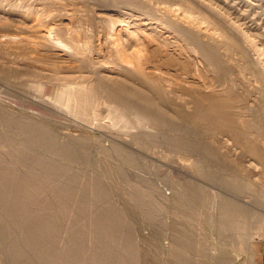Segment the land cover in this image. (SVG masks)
Instances as JSON below:
<instances>
[{
    "label": "bare ground",
    "instance_id": "6f19581e",
    "mask_svg": "<svg viewBox=\"0 0 264 264\" xmlns=\"http://www.w3.org/2000/svg\"><path fill=\"white\" fill-rule=\"evenodd\" d=\"M35 1H38V0H35ZM35 1L33 2L32 0H28L25 3L26 5H22L23 1L18 4L16 3V4H10V5H8L7 3L3 4L0 2V13L3 12L7 15L14 14L13 16L16 15L17 18L19 16L20 17L19 19L22 20L23 22L25 23L28 22L29 24L31 22V25H30L31 28L34 27L33 29L37 31L36 39H33L34 38L33 36L35 35H32V38L27 36L28 34L24 36L26 33H24L22 38L18 37V40L21 39L19 43L24 45V46L22 45V47H25L27 50L31 51L32 54L33 53L36 54V53L43 52V50L44 51L47 50L48 52L50 50L49 48H52V49L58 48L57 46L63 44L65 38L72 39V40L75 39L74 33L71 32L72 30H74L75 26L70 27L69 23L63 22V18H57L58 14L61 13V10H54V9H58L59 7L53 8L51 6V8L48 7V9L44 8L45 4L48 2H50L49 5H51V3L52 4L56 3L57 5H61L63 3V0H48L47 2H44L43 0H39V3L37 2L35 3ZM150 1L151 0H133V2L139 3L140 5L144 6L145 9L147 10L149 9V7L153 11L162 10L163 13H161V15H158V14L156 16L155 15L151 16L152 14L150 16L147 14L145 15L144 13H146L145 12L146 10L144 8H143L144 13H142L143 10H140L142 12H138L133 7H128V6L127 7L122 6V8L120 7L112 8L111 12H107V16L98 15L99 17H101V20L104 19L107 22L106 27L103 26L104 28H107L104 30L106 32L105 33L106 36L105 34L103 35H104L105 42L109 44L110 49L114 52L113 54L114 56L112 55L113 56L112 58L114 60L113 64L112 63L110 64L107 60H103V58L102 60L98 61L100 57L105 55L104 54L105 52L103 53V51L101 50L103 47L101 48V46L99 47L100 49L99 48L96 49L97 46L93 48V46H95L93 45L95 43L94 40H93L94 42H92L93 44H91L89 47H86V48L82 47L85 50V56H81L79 54V51L77 50L76 46L62 47L64 49L67 48V51L71 50L70 52L73 55L76 54V56L78 55L80 57L79 58L77 56L80 59L79 62H81V60L82 62L81 63L78 62L79 64L77 65L71 64V63L62 64V65H54V64H48V63L44 64L41 62V59H39L40 57H38L37 55L35 54L34 55L31 54L30 56L27 55L28 56L27 59L25 58L27 61L25 60V62H23L25 64L26 70L17 71L18 68L14 69L18 73H20L21 76L24 75V78L23 77L21 78L20 75L18 76V75L13 74L16 77L18 76L19 80L17 78H16L17 81L16 79L12 81L9 78L8 80L7 79L4 80V81L7 80V83H9L10 81L11 86H12L10 87L14 88L12 89L13 91L16 90L14 94L20 93L19 94L20 96L24 95L23 97H20V96L15 97V95H13L14 96L13 98L11 95L8 94L9 92L5 94L6 101H10L12 103L14 102L19 107H21L23 109L22 110L23 114H19V116L18 114H16L17 116L8 117V116H5V114H3L4 113V108H3L2 110L3 112H0V125L5 127L4 129L7 130V129H10L12 126H15L17 122L20 123L21 127L18 129H20L21 134L18 133L19 135L29 138L31 141H33V143L41 146L46 151L53 152L58 156L67 157L70 161V159H73L75 157L79 149L88 147L86 146L87 145L86 143L88 141L86 140L83 141L84 138L81 142H78V143L76 141L75 142L72 141L71 139L64 140L63 137H62L63 139L61 138L62 132H60L59 133L60 135H59L58 132L53 127L49 126L45 122L39 121L35 119L34 117H31L30 114L29 115H25V114L32 112L34 114L41 115L44 119L54 120L53 113H55L56 108L59 107L63 109H68L69 111L75 113L76 116L79 115V117L81 116V118L83 119L86 117L87 118L92 117L90 118V121H91L93 118L96 119V117H98L100 114L102 115V112L104 109L102 110V112H100L101 110H99L98 107L101 104L103 105L105 104L104 112L107 110L108 113L104 116V118L102 115V119L104 121L102 123H101L102 119H100V121L98 120L97 121L95 120V121L100 122L102 126L104 125V126H107L109 129L111 128V130L116 129L115 132L118 131L117 132L118 134L116 133L118 136L122 135V133L126 131L125 132L126 134H129L130 136L133 135L134 138H140L141 136H144V137H150V138L152 137L153 139L158 140V141H160L159 138H166L165 140L170 139V141L174 142V145L172 144L173 146H177L180 148L183 147L191 151H197L201 153L203 152V153H206L205 155H212V153L215 152L214 151L215 149L213 146H210V145L207 146L200 140H194V138L188 139L187 134H189L191 129L186 126L187 130H185V128L182 125L183 123L180 124L182 122L181 120L176 121L177 123L179 122L180 124L179 126H177V123L173 121V119H175L174 117H176L174 113L177 115L178 113L182 111L183 108L191 106L188 104L194 103L195 107L197 106L196 111L198 110L196 114H198V117H200V119L201 118L204 120H207V119L209 120L210 118L217 119L218 116H220L221 118L227 117L221 120H224V119L227 120L228 118H230L233 121V123L234 122L236 123L238 122L237 117L241 116V115H238L241 113L239 112V109L241 108V106L239 105L241 98L239 97V95L237 96L236 93L233 95H229L225 92H221V90L220 92H217L218 91L217 89L216 90L213 89V91H211L212 89L208 90V88L210 87L212 88V86L209 85L210 86L209 87L205 78H201V77H205L204 76L205 73H203L202 71L203 69L201 67H197V68L195 67L196 70H194L193 69L194 65L199 64L198 62H200V65H201V63H203L202 61H204L205 64L207 63L208 68L209 67L213 68V66L219 70H221L220 68H223L224 70L222 69L221 71H219L220 75L218 74V72L216 73V77L220 76L219 79L223 80V82L225 79L229 80L228 78H226L228 75L230 74L234 75L235 73H237V77L235 79L232 77L230 79L231 81H228L227 85H225L226 83L224 84L222 83L225 89L232 88L233 91L236 88L235 85H237L233 81H236V82L239 81L238 84L242 82L243 85L248 90V73H249L250 74L249 77L251 78V80L252 79L254 80L252 82H253V90L256 91L254 92L256 93V96H255L256 102L259 99L261 103H263L264 105V65L260 61V59H262L263 57H261L260 55H256L261 52L260 50L261 48L256 47V45H252L251 43H249L250 35L248 34V30L245 31V29L241 27V24H237L236 22L237 20H233L232 18H230L231 16L230 17L228 16L229 15L228 13H231L230 11L233 10V7H234L233 3L226 5L228 10L225 9L226 7L224 8V11L226 10V13L228 12L227 13L228 15H227L226 13L222 12L219 9H216L215 7L213 8L212 4L206 5L205 3H202V0H181V2L183 1L182 4L185 6L184 8H181V9L180 7H175V6L173 7L169 5L166 7L154 5ZM256 1L258 0H255V2L251 1L250 4H247V3L246 4L249 5L251 8L254 7L257 9L259 4L256 3ZM259 1H261V3L262 2L264 3V0H259ZM140 5L139 7H141ZM251 10H254V9H251ZM71 15H72L71 20L73 21V18H74L73 13ZM13 16L11 15L12 18ZM6 17H9V16H6ZM237 18L240 19V17L238 16ZM253 20L256 21L255 19ZM259 25H261V23ZM35 30L34 31L32 30V31L36 33ZM29 31H31V29ZM104 31L102 30V32ZM257 31H261V32L263 31L262 34L264 35V24H263L262 29L260 28ZM67 33H69V35H67ZM15 35H17V33ZM100 35H99V39L101 38ZM181 36L182 38H180ZM179 38L182 40V42L187 41V45H188L187 47L189 49L191 48L190 50L192 51L191 52L192 55H189L187 53L184 46L178 44ZM16 39H15V36H12L9 39V43L10 41L13 42V40L14 42H16L15 41ZM183 39L185 41H183ZM182 42H179V43H182ZM17 44L18 43L16 42V45ZM18 45L20 46V44ZM180 46L183 47L182 50ZM185 46H186V43H185ZM92 48L96 50L98 59L96 58L97 60L95 61L96 62L98 61V63H100L99 65H97V63L94 61L95 58L93 59L94 56H92V54L94 50L92 51ZM26 49H22V50H26ZM189 49L187 50L190 51ZM67 51L65 52L67 53ZM19 52L21 53L20 50ZM184 52L188 54L187 57L186 55H183ZM26 53H28V51ZM66 53H63V54H66ZM55 54H59V52H56ZM61 54L62 53H60L59 55ZM76 56L75 58H77ZM24 57H26V54ZM24 57L21 56V59ZM61 57L63 58V56ZM14 59L18 62L16 57ZM14 59L13 61L15 62ZM183 60L185 61V63L186 62L188 63V61L190 60H193L194 62H196L194 63L192 61L194 63L193 68H192L193 70L192 69L188 70L190 69L189 68L190 64L189 66L185 65V67L181 66L182 64L181 61ZM21 62L22 61H20V63ZM106 62H108L109 64ZM92 64L93 66L96 65V69L93 70V68L90 67L91 73L89 69H84L86 67L89 68V66H91ZM178 65L181 66L182 68L179 67ZM182 65H184V62ZM22 67H24V65ZM163 67L167 69L163 70ZM155 68L158 70L155 71ZM198 68H201L202 70ZM231 68L234 69L236 72H232ZM5 69L8 71L7 68ZM197 69L201 71L203 75ZM6 70H5V73L7 72ZM17 72L15 74H17ZM213 72L215 73V71ZM10 73H12V70ZM93 73H96V75L98 76H96ZM221 77H224V78H221ZM212 78L210 79L213 80ZM216 82L218 83V80ZM255 97L252 98V102L253 101L255 102ZM229 106L232 107L233 109L234 107L235 109L237 108L238 111L236 112L233 111L231 113ZM175 108H177V110L180 108L182 109L180 112H178ZM184 111L182 112V114H184ZM186 112H188V110H186ZM10 113H14V112H10ZM182 114H181V117L183 116ZM231 114H233L234 116L232 117ZM24 115L26 116V118L23 117ZM100 117L101 116H99L98 118ZM230 119L227 121H230ZM194 120H197V118ZM93 121L94 120H92V122ZM238 127L240 128V126ZM95 128H98V127L95 126ZM135 130L140 131V133H136L137 131L135 132ZM240 130L238 129V132L241 135L242 132H240ZM131 132H135L136 134L135 133L130 134ZM80 137H83V136L81 135ZM12 138L14 137H11V136L8 137L6 133L0 131V145L2 144L3 147L5 146L8 149V153L11 155V157L13 156L15 158V161H19L24 164V161H26L28 158L30 159V154L32 152L33 154L35 153L34 146L33 144H30L31 145L30 146L31 148H30L27 145L28 143L25 145H20L21 143L20 144H18V142L15 143ZM200 138H203V137H200ZM195 139H198V138H195ZM246 139H248V136L246 137ZM110 140L112 141L110 146L106 147L105 145H100L102 146L101 148L103 151L113 153V154L114 153L120 154L121 156L125 158V161L137 163L138 160H135V158H133L132 153L127 150L128 148L126 144L123 145L114 136L111 137ZM163 142L166 143V141L164 140ZM125 147L127 149H125ZM253 148H256V147H253ZM39 154L40 155L38 157H35V155L37 156V154H35L34 155L35 159L29 161L30 163L26 167V170L24 171V173H21L23 169L20 168L22 171H19L18 170L19 168L15 166H11V165H10L11 167L10 166L7 168L4 167L5 169L3 170H1L2 168L0 169L2 171V172L0 171L1 172L0 173V202L3 201V198H4L5 204L3 203V205L6 207V209H7V206L17 205L18 207L19 205L20 208L21 206H25L27 203H29L32 200L33 197H35L36 194H38V192L40 191L42 187L44 188V186L53 187L54 195L56 194V196H58L62 201L63 200L66 201V199H70V198L72 199V197L76 195L74 193V187H75V184L77 183L76 181L78 180V174H77L78 171L77 173L75 171H73L75 173H71L70 171L71 169H69L68 166L66 168L63 165H61L60 161H58L59 159H49L47 158L48 156H45L44 153L43 154L39 153ZM34 157H31V158H34ZM6 158L0 157V165L3 166L6 163V160L8 159ZM8 164H11V163H8ZM24 166L26 165H23V167ZM79 174L81 173L79 172ZM120 177H121V172H120ZM208 177L213 179L216 177V175L208 174ZM59 180L61 181V185L57 184ZM223 182L227 184H231L230 182H228V180H224ZM89 184L93 186L92 187L93 189L90 187V189H92L91 191L94 196L93 199L91 200L92 204H94L93 207H96L99 200H102V199L110 200L111 199V195L109 197V194L107 192L108 190L107 191L105 190V187H103L104 183L102 185L101 180L93 179V182ZM89 184L87 185L89 186ZM85 187L82 189V191H80V194L83 193L82 195H84L86 192H88L89 187L87 186ZM21 189L23 190V193L24 192L26 193H24L25 196L23 198L19 197L22 199L18 201L17 194L18 192H22ZM191 191L193 192V190ZM20 194L21 193H19V195ZM80 194L78 195L79 198L80 196H82ZM33 199L35 200V198ZM81 199H83L84 201L86 200L87 202V199H85V196L81 197ZM224 199H226V197ZM86 202L84 203L82 202V204H79L80 207L82 208V211H84L85 213L89 209L91 211V208H92V206L91 208H88L89 206L87 207ZM31 205L29 208L30 210L35 208V207L32 208ZM40 205H42V203H39V205L36 204L35 206H38L39 208ZM66 205L67 204H65L64 207L66 209L69 208ZM15 207H13V209ZM86 207L88 208V210ZM1 208L2 207H0V240L3 242V247L5 246L4 248L6 247L8 248L9 246V249L7 251L5 250L6 254L7 252H9L8 254H10L11 253L10 251L15 253V254L11 253L12 256L16 255V259H14L15 256H13L14 257L13 261L15 260L14 261L15 264H114V263L124 264L126 262L130 263L133 257L135 258L134 256L135 253L131 252L132 251L131 249L134 247L133 245H135V243L132 244L133 243L132 241H131L132 243L129 240L128 242H126L129 245V246L128 245L126 246L127 248L129 247L128 248L129 251L126 249L127 252L120 253L121 249L118 250L117 248L119 247V244L122 239V238H119V231H121L120 228L122 225V218H124L123 215H122L123 216L122 218L119 216V214L121 213L120 212L121 210L119 211L117 209H114V210L107 209L103 211V214H102V213H99L100 211L96 207L95 211L96 212L98 211L99 215L94 220V223H93L94 229L93 227L92 229L93 231L95 230V232L99 234L98 240L96 241L97 247L95 250H93V252L92 251L90 252L92 248L91 246V248L89 249V252L91 254L89 253V256L88 254L86 255L85 258L87 259V261H85L86 259L84 258L85 259L84 260L82 255L80 254L84 252L83 250L85 249V247H83V250H80V249H81V244L82 242H85L84 241L85 239L83 241L79 239L80 241H82L81 244L79 245L77 242V244L79 245L77 246L78 248L74 247L76 246L75 241H77L79 235L76 239H74L75 237L72 238L73 236L76 235L74 231L75 235L72 236L73 234L71 231L72 227L69 228L71 230L66 231V233H68V237H67L68 244L66 247L64 246V248H60V246H62L61 243L58 244L59 240L54 239L55 235L57 234L59 238L58 231L59 232L62 231V230H59L61 228L59 226V224L61 223L60 221H63V220H60L61 218V217L59 218L60 215L57 216L54 214L51 216L49 215L47 217L45 216V218H42L43 217L42 214H41V217H38L37 215L39 212L37 214L34 212L36 216L33 215L34 213H29L30 215L29 214L27 215L25 213L22 215L23 209L21 208L22 213H20L21 214L20 216L19 215L15 216L18 214V212L15 215L14 213H10L14 216H9V215L7 216V215H4L6 213V211H4L5 208L3 210ZM61 208L59 209L62 210L63 208L62 209ZM81 208H79V210ZM17 209L18 208H16V210ZM49 209L52 210L53 207ZM44 210H45V207H44ZM245 210L243 211L245 212ZM12 211L14 210H11V212ZM74 211H77V210H73L72 213H74ZM2 212H4V214ZM55 213H58V211L56 210ZM243 218L245 217L243 216ZM229 221H231V219ZM62 224L64 225V222ZM73 224L71 225L74 226L76 223L74 225ZM16 226L17 228L20 227L22 229V232H20V234ZM64 226L62 228H65ZM130 226H132L130 227L131 229L134 228L133 227L134 225L130 224ZM79 228L77 230H79ZM15 229L18 230L17 231L18 233L16 232ZM9 231L16 232L17 236L15 234H12V232L9 233ZM9 234H10V237H13L11 238L12 244H10L12 245V247L9 244H7L8 243L7 241H10V239L8 240ZM80 235H81V232H80ZM121 235L123 236V234ZM60 238L62 239L63 237H60ZM71 239L74 240V241L72 240V242L74 243V246L70 242ZM81 239H82V236H81ZM86 242L88 243V241ZM4 243L8 246H6ZM9 243H11V241ZM93 243L95 242L93 241ZM64 244L66 243H63V245ZM137 245H136V248H137ZM87 246H90V244ZM134 250L136 249H133V251ZM85 254L86 253H84L83 256H85ZM26 255L29 258L26 257ZM24 256L26 257V259L24 258ZM215 256H216V253H215ZM8 257L10 259L11 256L8 255ZM111 260L113 261V263L110 262Z\"/></svg>",
    "mask_w": 264,
    "mask_h": 264
},
{
    "label": "rangeland",
    "instance_id": "374dc122",
    "mask_svg": "<svg viewBox=\"0 0 264 264\" xmlns=\"http://www.w3.org/2000/svg\"><path fill=\"white\" fill-rule=\"evenodd\" d=\"M27 1L25 0H0L1 3L3 4L7 3L8 5L16 4V3L18 4L21 2H22V5H26L25 3ZM32 1L34 2L35 0H32ZM43 1L47 2L48 0L46 1L43 0ZM127 1L125 0H63V3L61 5H57L56 3L54 4L51 3V5H49L50 2L46 3L44 8L48 9V7L51 8V6L53 8L59 7L58 9H54V10H61V13L58 14L57 18H63V22L69 23L70 27L75 26L74 30L71 31L72 33H74L75 39L72 40V39L65 38L63 44L57 46L58 48H55V49L49 48L50 50L48 52L47 50H45L46 52L43 50V52L36 53V54L35 53L32 54L31 51L27 50L25 47H22L23 44L19 43L21 39L18 40V37L22 38L24 33H26L24 36L28 34L27 36L32 38V35H35L33 36L34 37L33 39L37 38L36 37L37 31L33 29L34 27L31 28L30 26L31 22L30 24L28 22L25 23L19 19L20 18L19 16L18 18L16 15L13 16L14 14H11L13 16L12 18L10 14L7 15L3 12L0 13V15L4 17L2 18L0 16L1 18L0 19V42H1L0 43V68H1L0 69V112H3L2 110L4 108L3 114H5V116H8V117L17 116L16 114H18V116L19 114H23L22 113L23 109L21 107H19L14 102L12 103L10 101H6L5 94L9 92L8 94L11 95L13 98H14L13 95H15V97L20 96L19 95L20 93L14 94L16 90L15 91L12 90L14 88H11L12 87L11 83L10 81L9 83H7V80L9 78L10 80L13 81L16 78L17 79L19 78L18 76L20 75V73H18L17 71L26 70L25 64L23 62H25L27 57L30 56L31 54L32 55L35 54L38 57H40L39 59H41V62L44 64L48 63V64H54V65H62V64L71 63V64L77 65L82 62V60L81 62H79L80 57L77 55L79 57L78 58L76 54L73 55L70 52L71 50L67 51V48L64 49L62 47L76 46L77 50L79 51V54L81 56H85V50L83 48L89 47L91 44H93L92 42L95 41V43L93 44L95 46H93V48H95L96 46H97L96 49H98L100 46L101 48L103 47L101 50L103 51V53L105 52L104 53L105 55H103L102 57L98 59L96 50L92 48V51L94 50L92 54V56H94L93 59L95 58L94 61L97 59L99 61V60H102L103 58V60H107L110 64L111 63L113 64L114 60L112 57L114 56L113 55L114 52L110 49L109 44L105 42L104 35H103L106 33L104 30L107 28H104V27H106L107 22L104 19L101 20V17H99L98 15L107 16V12H111L112 8H115V7L122 8V6L133 7L138 12H142L140 10H143L142 13H144V9H145L144 6L140 5L139 3L133 2V0L131 1L127 0ZM251 1L255 2V0H249V2L248 0H202V3H205L206 5L212 4L213 8L215 7L216 9H219L224 13H226V10L224 11V8L226 7V5L233 3V6H234L232 10L233 12L230 11L231 13L227 12L229 15L227 13L226 14L229 17L231 16L230 18H232L233 20H237L236 21L237 24H241V27L245 29V31L248 30V34L250 35L249 43H251L252 45H256V47L261 48L260 49L261 52L256 55H260L261 57H263L262 59H260V61L264 65V37H263L264 35L262 34L263 31L262 32L257 31L260 28L262 29L263 24H264V8H263L264 3L263 2L261 3V1L259 0L256 1V3L260 5V6L258 5V8L256 9L254 7L251 8L249 5H247V4H250ZM36 2L39 3V0L35 1V3ZM150 2H152L154 5H159L163 7H166L168 5L173 6V7L174 6L180 7V9L185 7L182 4L183 1L181 2V0H153V1L151 0ZM139 5L142 8L139 7ZM225 9L228 10L227 7ZM251 9H254L255 11ZM145 10H146L145 11L146 13L144 14L145 15L147 14L149 16L151 14H152L151 16H154V15L156 16L157 14L161 15V13H163L162 10L153 11L150 7L148 10L147 9ZM72 13L74 17L73 21L71 20ZM6 16H9V17H6ZM237 16L240 17V19L237 18ZM7 18L10 20H8ZM253 19H255L256 21H254ZM20 21L23 23H21ZM244 21H246L247 23ZM7 22L9 25L7 24ZM260 23L262 26L259 25ZM26 28L28 31L26 30ZM30 29L31 31L35 30L36 33H34L33 31L32 32L29 31ZM102 30L104 32H102ZM16 33L17 35H15ZM29 33L31 36L29 35ZM67 35H69V33H67ZM99 35L101 37L100 39H99ZM12 36H15V39L17 38L15 41L18 44H20V46L18 44L16 45V42H14V40L13 42L10 41L11 44L9 43V39ZM180 38H182V36ZM180 38H179L178 44L184 46L187 53L189 55H192L191 54L192 51L190 50L191 48L189 49L187 47L188 46L187 41L182 42ZM1 39L3 42L1 41ZM183 41L185 40L183 39ZM179 42H182V43H179ZM185 43H186V46H185ZM182 46H180L181 50L183 49ZM21 47L22 49H26V50H22ZM187 49H189L190 51H188ZM19 50L21 51V53L19 52ZM27 51L28 53H26ZM55 51L59 52V54L66 53L65 51H67V53L63 55L62 54L59 55V54H55L56 53ZM185 52L183 55H186L187 57L188 54ZM25 54H26V57H24ZM20 55L24 57L22 58L24 61L21 59ZM61 56H63V58ZM75 56L77 58H75ZM15 57L18 60V62L14 59ZM13 59L15 60L16 63L13 61ZM75 59L76 60L79 59V60L76 61ZM20 61L22 62L20 63ZM98 61L97 62L95 61L97 65L100 64L98 63ZM192 61L193 60H190L188 61V63L187 62L185 63V61L183 60L181 61V63L183 64L184 62V65H182L181 63L180 64L181 66H184V67L185 65L189 66L190 64L189 66L190 69L188 70H191L193 68L194 63H196L194 61L193 63ZM202 62L203 63H201V65H200V62H198L199 64H195L196 66L194 65L193 69L196 70L195 67L196 68L201 67L203 69L202 70L201 68H198V69H201L203 73H205L204 74L205 77H201V78H205V80L208 83V86L209 85L212 86V88L209 86L210 88H208V90L212 89L211 91H213V89L215 90L217 89L218 90L217 92H220L221 90V92H225L229 95H233L236 93V95L237 96L239 95V97L241 98L239 105L241 106L240 109L242 111L238 108L239 112H241L238 115H241V116L237 115L239 123L238 122L233 123V121L230 118H228L227 120L230 119V121L232 122L227 121L226 119L221 120L227 117L221 118L220 116H218L217 119L214 118L215 120L211 118L209 120L208 119L204 120L202 118L200 119V117H198V114H196L198 110L196 111L197 106L195 107L194 103L188 104L191 106L185 107L187 109L180 108L177 110V108H175L178 112H180L181 109L182 111L178 113L177 115L174 113V115L176 116L174 118L176 120L173 119V121L176 122V121L181 120L182 122L180 121L181 122L180 124L183 123L182 125L185 128V130H187L186 126L191 129L190 131L191 133L189 132V134H187L188 139L194 138V140H200L207 146L209 145L213 146L215 149L214 150L215 152H213L212 155H205L206 153H203V152L201 153L197 151H191L183 147L180 148L177 146H173L174 142L170 141V139L165 140L166 138H159L160 141L155 140L152 137L150 138V137H144V136H141L140 138H134L133 135L130 136L129 134H126L125 133L126 131L123 132L122 135L118 136L117 135L118 131L115 132L116 129L115 130L112 129L113 130L112 131L111 128L109 129L107 126H104V125L102 126L100 122H96L97 120L100 121V119H102V115L104 118V116L108 113L107 110L104 112L105 104L99 105L98 108L99 110H101L100 112H102L103 109L104 110L102 112V115L101 114L99 115L101 116L100 118H98L99 117L98 116L96 117V119L94 118L92 119L94 120L93 122L92 120L90 121V118L92 117L90 118L86 117L83 119L81 118V116L80 117L79 115L76 116L75 113L69 111L68 109H63L59 107H57L55 110V113H53L54 120L44 119L41 115L29 112V113H26L25 115L30 114L31 117H34L35 119L39 121L45 122L49 126L53 127L58 132V134L62 132L61 138L63 137L64 140L71 139L72 141L74 142L76 141L78 143V142H81L84 138L83 141L85 140L88 141L87 143L85 142L87 144L86 146L88 147L79 149L75 157L73 159H70L69 161L67 157L58 156L53 152L46 151L41 146L33 143V141H31L29 138L19 135L18 133H20V129L18 128L21 127L20 123L17 122L15 126H12L10 129H7V130L4 129L5 127L0 125V131L6 133L8 137L10 136L14 137L12 139L15 143L17 142L18 144L21 143L20 145H25L28 143L27 145L29 147L31 146L30 144H33L34 151H35L34 154L33 152L30 154V159L28 158L26 160L27 162L24 161V164H23L19 161H15V158L13 156L11 157V155L8 153V149L5 146L3 147V145L1 144L0 145V157H3V158L7 157L8 159L6 158L7 159L6 163L3 166L0 165L1 166L0 169L2 168L1 170H3L11 165V166H15L19 168L18 169L19 171H22L21 169H23L21 173H24V171L26 170V167L30 163L29 161L34 160L35 157H38L40 155L39 153H42V154L44 153L45 156H48L47 158L49 159H59L58 161H60L61 165H63L66 168L68 166L69 169H71L70 170L71 173H75V172L77 173L78 171L77 173L78 180L76 181L77 183L75 184V187H74V193L76 195H74L72 199L70 198V199H66V201L64 200L62 201L58 196H56V194L54 195L53 187L44 186V188L42 187L40 191L38 192V194H36L35 197H33L35 198V200L32 198V200L29 202L32 205L27 203L28 205L26 204L25 206H21V208L23 209V213L21 212L22 210L19 205L18 207L17 205L7 206V209H8L7 210L6 207L3 205V203L5 204V201L3 198V201H1L2 203L0 202L1 203L0 207H2L1 208L2 210L5 208L6 210L4 209V211H6V213L5 214L4 212L2 213L7 216L8 215L14 216L18 212V214L15 216H18V215L20 216L21 215L20 213H22V215L25 213L28 215L29 213L35 212L37 214L39 212L37 216L41 217V214H42L43 216L42 218H45V216L47 217L49 215L51 216L54 214L57 216L60 215L59 218L61 217L60 220H63V221H60L61 223L59 224V226L61 227V228L59 227L60 228L59 230H62L60 232L58 231L59 238L63 237L62 238L63 240L65 238L66 239L64 241L61 238L59 239L57 236L58 234L55 235L54 239H58L59 240L58 244L61 243V245L63 246V247L60 246V248H64V246L66 247L68 244V240H67L68 233H66V231H69L72 229L71 230L73 233L72 236L75 235L74 234V231H75L76 235L73 236L72 238L75 237L74 239H76L78 235L80 238L78 237L77 241H75L76 246H74V243L72 242L73 239H71L70 242L72 243L74 247H77L85 239L84 240L85 242H82L81 244V249L79 248L80 250H83V247H85V249L83 250L84 252L80 253L83 259L86 257L87 254L89 256V253L91 251L93 252V250H95L97 247L96 241L98 240L99 234L95 232V230L93 231L94 220L97 218L99 213L103 214V211L107 209H113V210L117 209L119 211L121 210L120 211L121 213L118 211L120 213L119 216L121 218L124 216V218H122V225L120 228L121 231H119V238H122V239L119 244V247H117L118 250L120 249L121 251L123 250L122 252L120 251V253L127 252L126 249L128 250L129 247L128 248L126 247L128 245L126 242H128V240L130 242L132 241L133 242V243L131 242L132 244L135 243V245H133L134 247L132 249L130 248L132 250L130 251L132 253H135V255L132 254L135 256V258L133 257L130 263L126 262L124 264H136V263L137 264H249V263H254L256 261H259L261 258V253L264 251V246H263L264 245V113H263L264 105L263 103H261L259 99L256 102V97H255L256 93H254L256 91L253 90V82H252L254 80L253 79L251 80V78L249 77L250 76L249 73H248V90L246 89V87L243 85L242 82L238 84L239 81L237 82L233 81L237 84L235 85L236 88L233 91L232 88L225 89L223 84L226 83L225 85H227L228 81H231L230 79L232 77L235 79L237 77V73L235 74L233 73L234 75H231V74L228 75L226 78H228L229 80L225 79L223 82V80L219 79L220 77L219 71H221L223 68H220L221 70H219L213 66L214 68L213 70L212 67H209V68L207 67V63L205 64L204 61ZM23 65L24 67H22ZM92 66L93 64L89 66V68L86 67L84 69H89L91 73V70H90L91 68H93V70L96 69V65H94L93 67ZM5 68H7L8 71ZM14 69H17V71ZM164 69L165 68L163 67V70ZM204 69H206L207 71ZM5 70L8 73L7 72L5 73ZM11 70H12V73H10ZM156 70L158 69L155 68V71ZM212 70L215 71V73ZM231 71L236 72L232 68H231ZM16 72L17 74H15ZM199 72L201 73V71ZM217 72L219 74L218 75L219 77H216ZM203 73L201 74L203 75ZM5 74H7L8 76ZM13 74L18 75V76L16 77ZM93 74L96 75V73H93ZM20 77L24 78V75L22 76L20 75ZM210 78H212L213 80H211ZM221 78H224V77H221ZM5 79L7 80L4 81ZM216 79L218 80V83L216 82L217 81ZM210 82L213 84H211ZM221 84L223 85V87ZM242 86L245 88H243ZM23 96L24 95H21L20 97H23ZM253 97H255V102L254 101L252 102ZM232 107L229 106L231 113L233 111L235 112L238 111L237 108L235 109L234 107L233 109ZM186 110H188L189 113L186 112ZM15 111L18 113H16ZM183 111H184V114H182ZM10 112H14L15 114L10 113ZM181 114L183 115L182 116L183 118L181 117ZM233 114H231L232 117L235 115ZM25 115L23 116L24 118H26ZM196 118L197 120H194ZM241 120L243 121V123ZM103 121L104 120L102 119L101 123ZM218 121L221 123L223 122V123L221 124ZM228 123L232 126H230ZM180 124L178 122L177 126H179ZM90 125L92 126V128ZM95 126L98 128H95ZM238 126H240V128ZM238 129L242 130V131L240 130V132H242L241 135L238 132ZM136 131L137 130H135V132ZM135 132H131L130 134H133ZM244 132L247 134H245ZM136 133H140V131H137ZM81 135L83 137H80ZM109 135L111 137L113 136L116 137L118 141H120V143H122L123 145L126 144L128 149L126 147L125 149H127L128 151L132 153L133 158H135V160H138L137 163L125 161V158L121 156L120 154H116V153L113 154V153L103 151L101 148L102 146L100 145H105L107 147V146H110L112 142L110 140L111 137ZM247 136H248V139H246ZM200 137H203V138H200ZM195 138H198V139H195ZM163 140L166 141V143L163 142ZM253 147H256L257 149ZM35 154H37V156ZM31 157H34V158H31ZM8 163H11V164H8ZM23 165H26V166L23 167ZM79 172L81 174H79ZM120 172H121V177H120ZM208 174L216 175V177L211 179L208 177ZM93 179L101 180L102 185L104 183L103 187H105V190L106 191L108 190L107 192L109 194V197L111 195L110 200L102 199L98 201L96 207L99 209L100 211L99 213L98 211L97 212L95 211L96 207H93L94 204H92V201H91L94 197L91 191L93 189L92 188L93 186H91V184L89 183H92ZM224 180H228V182H230L231 184H227L223 182ZM57 184L61 185V181L59 180ZM87 184H89V186ZM85 186L89 187V190L84 195H82L83 193L80 194V191H82V189ZM90 187L92 189H90ZM191 190H193V192L195 193H193ZM21 191L22 192H18V194L16 193L17 198H18L16 199L18 201H20L25 196L24 193H26V192L23 193L22 189ZM19 193L21 194L19 195ZM79 194L82 195L80 196V198L78 196ZM83 196H85V199H87V202L86 200L84 201L83 199H81V197ZM19 197H22V198H19ZM225 197L226 199H224ZM82 202L83 203L86 202L87 207L89 206L88 208H91L92 206L91 211L90 209L88 210L87 207L86 208L88 211H86V213L82 211V208L79 205V204H82ZM35 203L37 205H39V203H42V205H40L41 208L40 206L39 208L38 206H35L36 205ZM61 204L62 205L67 204L66 206H68L69 208L66 209L64 205L62 207ZM30 205L32 208L37 207L39 211L37 208L36 209L31 208L32 210H30L29 209ZM13 207L15 208L13 209ZM44 207H45V210H44ZM47 207L49 208L53 207V209L51 210ZM16 208L18 209L16 210ZM46 208L49 210H47ZM59 208H61L62 210H60ZM70 208L71 209L73 208V209L71 210ZM79 208L81 209L79 210ZM10 209L14 211L11 212ZM65 209L68 211V213ZM69 209L71 210V212ZM56 210L58 211V213H55ZM73 210H77V211H74V213H72ZM243 210H245V212ZM10 213H14V215ZM35 213L33 214L34 216H36ZM243 216L245 218H243ZM232 218L234 219V221ZM230 219L232 222L229 221ZM63 222L65 226L62 224ZM69 222L71 224L76 223L75 224L76 226L74 224H73L74 226H72ZM130 224L134 225L133 226L134 228L131 229L130 227L132 226H130ZM63 226L65 228H62ZM79 227L81 228V230ZM19 228L20 227H18L17 229L19 230V234H20V232H22V229L21 228L19 229ZM78 228L80 231L77 230ZM18 230H16V232ZM14 231H11L12 234H15L17 236L16 232ZM11 232L9 231V233ZM80 232H81V235H80ZM121 234H123V236ZM81 236H82V239H81ZM11 238L13 237H10V234H9L8 240L10 239L11 241V243H9L10 241H7L8 242L7 244L9 245L12 244ZM79 239L82 241H80ZM86 241H88V243ZM93 241L95 243H93ZM77 242L79 245L77 244ZM63 243H66V244L63 245ZM89 244L90 246H87ZM136 245H137V248H136ZM10 246L12 247V245ZM4 247H3V242L0 240V264H12V263L15 264L14 262L15 260L13 261V258H14L13 256H15L14 259H16V255H13V256L11 255V253L12 254H15V253L10 251L11 252L10 254H8L9 252H7L6 254L5 250L7 251L9 249V246L8 248L6 247L7 249ZM90 248L91 250L89 252ZM133 249H136V250L133 251ZM84 253H86L85 256H83ZM215 253H216V256H215ZM8 255L11 256L10 259ZM26 257L28 256L26 255ZM26 257L24 256L25 259ZM85 261H87V259ZM110 262L113 263L112 260ZM114 264H117V263H114Z\"/></svg>",
    "mask_w": 264,
    "mask_h": 264
},
{
    "label": "crops",
    "instance_id": "0c3cea01",
    "mask_svg": "<svg viewBox=\"0 0 264 264\" xmlns=\"http://www.w3.org/2000/svg\"><path fill=\"white\" fill-rule=\"evenodd\" d=\"M249 264H264V251L261 253V258L259 261H256L254 263H249Z\"/></svg>",
    "mask_w": 264,
    "mask_h": 264
}]
</instances>
